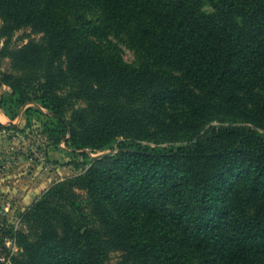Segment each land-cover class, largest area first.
I'll use <instances>...</instances> for the list:
<instances>
[{"label": "trees", "instance_id": "1", "mask_svg": "<svg viewBox=\"0 0 264 264\" xmlns=\"http://www.w3.org/2000/svg\"><path fill=\"white\" fill-rule=\"evenodd\" d=\"M0 20L50 38L57 57L44 75L13 83L33 88L50 131L85 158L120 145L68 187L89 193L128 258L264 264V134L242 124L264 127V0H0ZM65 192L54 187L25 214L31 234H18L11 264H105V232Z\"/></svg>", "mask_w": 264, "mask_h": 264}, {"label": "rangeland", "instance_id": "2", "mask_svg": "<svg viewBox=\"0 0 264 264\" xmlns=\"http://www.w3.org/2000/svg\"><path fill=\"white\" fill-rule=\"evenodd\" d=\"M87 13L90 20L102 26L100 9L94 8ZM10 26L13 30L7 32L0 20V237L7 249L6 264L23 254L18 234H31L25 214L56 186L64 185L65 194L76 202L75 207L84 209L91 220L97 222L89 193L78 186H68L72 180L88 174L96 162L117 158L121 153L120 145L115 143L104 150H87L90 156L85 158L82 151L75 150L60 134L50 131L55 120L42 103L30 101L33 88L13 87V83L16 78L43 76L49 58L57 56L50 49L49 36L41 30L25 25ZM108 38L117 45L125 61L135 63V53L125 36L111 32ZM65 61L64 58L56 59L54 67L59 69L62 65L66 69ZM242 124L264 134V127ZM163 143L167 146L168 142ZM99 228L106 234L108 259L105 264H137L119 248L113 234L101 224Z\"/></svg>", "mask_w": 264, "mask_h": 264}]
</instances>
